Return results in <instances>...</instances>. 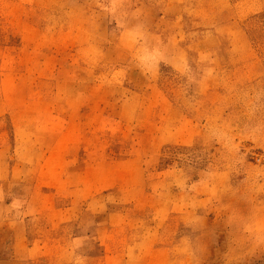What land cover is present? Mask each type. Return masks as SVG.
<instances>
[{
	"label": "rangeland",
	"instance_id": "374dc122",
	"mask_svg": "<svg viewBox=\"0 0 264 264\" xmlns=\"http://www.w3.org/2000/svg\"><path fill=\"white\" fill-rule=\"evenodd\" d=\"M0 264H264V0H0Z\"/></svg>",
	"mask_w": 264,
	"mask_h": 264
}]
</instances>
